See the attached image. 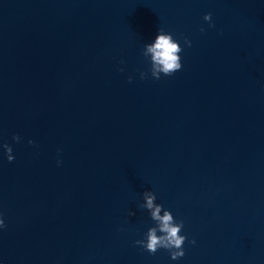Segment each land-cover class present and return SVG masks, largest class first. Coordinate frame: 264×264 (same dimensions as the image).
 Instances as JSON below:
<instances>
[{
  "label": "water",
  "instance_id": "1",
  "mask_svg": "<svg viewBox=\"0 0 264 264\" xmlns=\"http://www.w3.org/2000/svg\"><path fill=\"white\" fill-rule=\"evenodd\" d=\"M3 144L0 264H264V0H0ZM145 191L182 258L134 243Z\"/></svg>",
  "mask_w": 264,
  "mask_h": 264
},
{
  "label": "clouds",
  "instance_id": "2",
  "mask_svg": "<svg viewBox=\"0 0 264 264\" xmlns=\"http://www.w3.org/2000/svg\"><path fill=\"white\" fill-rule=\"evenodd\" d=\"M205 22H210L211 14H206L203 17ZM211 27L212 25L209 24ZM201 32L204 31L203 28L200 29ZM186 46L190 47V41L184 40ZM182 51L181 47L177 42H175L170 34H164L163 30H160L155 40L151 44L145 45V52L143 55H149L151 57V76L153 79H160V74L164 76H171L175 72L181 69L180 56L179 53ZM144 78V74L141 73V79ZM129 83H131V78H129ZM20 137L18 135H13V142H20ZM31 145L33 142L28 141ZM4 150V155L8 162H12L14 157L11 155L12 148L8 144L0 145ZM59 163V162H58ZM144 203L140 206L141 208L147 210L150 213V218L152 221L156 222V226L149 228L145 234V240H137L134 243L144 250H146L150 255L155 254L158 249H165L169 252L171 260H177L184 256L183 245L186 237L180 235L183 228V221H174L172 214L164 210L163 215L160 213L162 211V205L155 204V195L151 191H145L142 193ZM129 216L134 215L133 212L128 213ZM0 227H4L3 220H0ZM160 233V235H157ZM190 244H194L195 241H189Z\"/></svg>",
  "mask_w": 264,
  "mask_h": 264
}]
</instances>
